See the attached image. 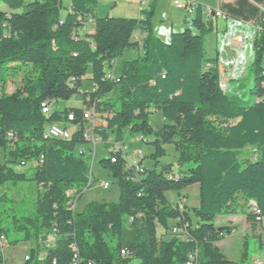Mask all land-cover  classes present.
I'll use <instances>...</instances> for the list:
<instances>
[{"label": "trees", "instance_id": "obj_1", "mask_svg": "<svg viewBox=\"0 0 264 264\" xmlns=\"http://www.w3.org/2000/svg\"><path fill=\"white\" fill-rule=\"evenodd\" d=\"M0 3V189L28 182L39 187L37 203L22 212L0 196V234L7 246L40 245L31 261L36 253L45 256L35 264H187L194 253L196 264H250L248 252L239 261L224 255L218 243L231 231L216 220L243 214L255 227L249 208L264 215V31L252 40V88L239 95L246 91L241 81L238 93L229 95L221 84L219 52L208 58L205 49L216 24L203 21L198 4L191 28L163 41L152 28L157 0L139 19L98 18V0H71L64 20L61 0ZM90 21L95 33L80 36ZM137 32L144 35L141 56L124 61L121 75L112 77L117 61L138 46ZM22 70L28 73L7 93L9 77ZM85 80L93 85L85 108L51 109L79 96ZM43 104L50 115L43 114ZM86 112L105 122L92 129L105 145L124 142L127 130L150 138L155 164L134 181L110 154L100 165L118 185V202H92L77 212L68 206V193L82 195L89 184L90 160L78 153L90 149ZM69 113L78 126L72 139L48 137L47 128ZM155 113L163 118L158 131L150 124ZM166 145L180 154L178 174L173 165L159 169ZM247 148L258 152L256 161L242 156ZM32 164L31 176L14 170ZM194 185L201 194L195 227L190 213L174 208L166 196ZM176 221L185 234L159 238L158 230L165 236ZM0 264H6L3 255Z\"/></svg>", "mask_w": 264, "mask_h": 264}, {"label": "rangeland", "instance_id": "obj_2", "mask_svg": "<svg viewBox=\"0 0 264 264\" xmlns=\"http://www.w3.org/2000/svg\"><path fill=\"white\" fill-rule=\"evenodd\" d=\"M34 0H25V6L32 3ZM109 4V2H105L104 5ZM5 7L0 3V10L4 9ZM66 5L65 1L63 3L62 11H65ZM242 25V24H241ZM182 30H178L177 32H181ZM226 33L224 37H222L223 33ZM236 35L231 29H227L224 31V29L219 30L218 36L219 41L217 43V46H222L223 41L225 44H223V65L224 68H221V84L226 92V94L233 95L238 93V84L242 81V84L246 87V91L240 92L239 95H244L246 92H248L252 86V78L250 74V58L252 57V46H251V38L248 36V38L245 36V48L241 51L238 49V43H234L232 41V38ZM216 37L213 36V39L210 40L207 44L206 52L208 55L211 54L212 50L215 52V46H216ZM250 41V42H249ZM227 45V46H226ZM213 48V49H212ZM231 52H234V54H242L244 55V61L241 62L238 67L234 68L233 63L226 64V61H228L229 57L228 54H231ZM135 51H131L130 55H128L125 58H121L118 61L115 74L117 76L121 75L122 73V65L125 60L131 61L138 59L137 56L134 55ZM232 60V58H231ZM28 73L27 70H22V72H17L12 74L9 79L8 83L17 84V82H20L22 78L26 76ZM109 75L112 77L114 76V72H109ZM90 76V73L87 74V77ZM93 91V85L91 82L85 80L83 82V86L80 91V95L77 97H74L68 102H54L51 106V109L53 111H64L65 109H72V108H85L84 102L87 101L88 96H86L87 93H91ZM0 97H1V87H0ZM150 124L153 127L155 131H158L163 126V118L161 114L155 113L150 118ZM132 134L127 130L125 132V141L128 143L130 154L135 152L138 148H142L144 151V164L148 168L154 167L155 161L151 158V155L154 153V148L149 144L146 145H138L134 143ZM165 154L159 158L160 167L161 166H169L173 165L174 169L173 172L175 174L179 173L178 168V160L180 157L179 152L177 151L176 147L174 145H166L164 146ZM248 156V159L250 161H256L259 158V154L255 149L247 148L244 154L242 156ZM107 157H110V154H108L107 150L100 145L97 149V155L94 160L93 166H92V173L94 178V183L92 186L85 190L82 194L81 200L78 202V206H72L77 212L82 211L83 208L92 202L96 203H117L119 200V188L118 185L111 175V173L105 169H103L100 165V162L103 159H106ZM90 168L92 165V161L89 163ZM35 165H29L27 167H16L14 170L18 173L27 174L31 176L33 174ZM109 183L110 189L104 190L103 184ZM89 185V184H88ZM38 193H39V187L32 182L28 183H20L17 185H5L2 189H0V196L2 194H5L8 199L14 201L13 207H16V209L20 212L31 209L34 207V205L37 203L38 200ZM200 186L194 185L189 188L180 190L179 192H168L166 194L167 198L169 199L171 205L176 208L178 207L181 211H187L190 213V216L192 218L193 227L196 226V218L193 215V210L198 208L200 206ZM216 224L218 226H222L225 229H228L231 231L230 235H225L224 238L218 243V247L222 250L224 255L231 261H239L242 256L248 252L250 255L249 263L250 264H256L255 261L261 262L264 264V227L257 225L255 227H252L251 224L248 223L246 220V217L242 214L239 216H219L216 220ZM176 225H179V222H172L171 223V229L167 232V235H163L164 232L159 229V238H163L168 240L172 235V228H174ZM50 245L53 246V240H51ZM36 248H40V245L36 243H22L18 245L17 247H11L5 245V256L7 259V264H35L36 260L33 259L31 262L25 261V257L29 256L31 257L32 251ZM45 256V255H44ZM131 264H140L139 261H132Z\"/></svg>", "mask_w": 264, "mask_h": 264}, {"label": "crops", "instance_id": "obj_3", "mask_svg": "<svg viewBox=\"0 0 264 264\" xmlns=\"http://www.w3.org/2000/svg\"><path fill=\"white\" fill-rule=\"evenodd\" d=\"M65 1V11H61L60 17L64 20L67 14L71 10V0H61L62 8L63 3ZM174 0H157L155 14L152 21V28L154 33L163 41H167L169 35L173 32H177L178 30H184L186 28H191L192 20L196 14V12L192 15L186 14L183 11H180L174 7ZM195 4H198L202 7V9H213L216 11H220L225 17L226 20L218 19V18H206L203 16L204 22L214 21L216 24L215 31L206 37L205 49L207 48V44L210 40L213 39V36L216 37V46L215 52L212 50L211 54L208 55V58H215L217 55V51L219 52V70L221 72V68H224L223 65V41L222 46H217L219 41V30L224 29L226 31L228 28L231 29L236 35L232 38L234 43H238V39L243 37L244 43L243 45L238 46V49L241 51L245 48V36L251 38V46L252 40L256 35L257 31H264V0H188ZM105 2H109V4L104 5ZM115 17V18H128V19H139L140 18V0H98L97 5V17ZM242 24V25H241ZM96 25L94 21H90L83 30H80L78 34L80 36L84 35H93L95 33ZM225 32L222 34V37L225 36ZM144 35L140 32H137L134 35V41L138 45L137 47L131 49L127 52L123 58L130 55L131 51H135L134 55L138 58L141 56V41ZM250 42V41H249ZM239 45V44H238ZM227 46V45H226ZM213 49V48H212ZM229 57L226 64L233 63V67L236 68L238 65L243 62L244 55L242 54H228ZM253 56V53H252ZM232 58V60H231ZM243 60V61H242ZM119 61V60H118ZM116 63V67L118 64ZM127 61V60H125ZM252 61V57L250 58V63ZM242 64V63H241ZM114 69V78H118L115 74ZM145 165V164H144ZM146 166V165H145ZM147 167V166H146ZM5 251V250H4ZM4 259L7 264V259L5 253L3 252ZM261 263V262H260Z\"/></svg>", "mask_w": 264, "mask_h": 264}, {"label": "built area", "instance_id": "obj_4", "mask_svg": "<svg viewBox=\"0 0 264 264\" xmlns=\"http://www.w3.org/2000/svg\"><path fill=\"white\" fill-rule=\"evenodd\" d=\"M155 0H140V12L145 10L152 2ZM174 7L180 11L185 12L186 14L192 15L196 12V4L188 1V0H174L173 1ZM202 16H205L206 18H218L226 20V17L220 12L213 9H202ZM239 48L244 43L243 37H240L238 39ZM241 44V45H240ZM14 91V87L12 84L7 85V93H12ZM42 111L45 116L50 115V108L47 104L42 105ZM84 119L89 122L91 128L87 129L84 133V136H90L91 137V144H89L90 149L88 152L85 153L83 149L79 150V155L83 156L85 155L87 158H89L90 161H92L91 165V173L89 176V185H87L88 190L92 184L94 183L93 173H92V166L94 163V160L97 155V149L100 145H102L108 152V154H113V157H115V164L118 163L119 160L124 162V168L125 170L129 171L131 174V178L134 181H139L141 176L145 172V165H144V151L142 148H138L135 152L130 154L129 146L126 141L122 143H116V142H108V144L102 143L98 138L92 135V129L96 125H102L105 124V122L97 117V115L86 112L84 114ZM75 115L73 113H69L67 115V118H64V120L58 124L51 125L47 128L46 133L47 135L55 136L56 140L61 141H70L72 139V136L74 134V131L78 129L77 125H74L75 122ZM11 138L12 135H9ZM134 143L138 145H146L151 142V139L142 135H134L133 136ZM105 146H108L106 148ZM109 183L103 184L104 190L110 189ZM68 197L70 199L69 201V208L71 209L72 206H78V202L81 200L82 195H78L75 191H70L68 193ZM249 213L256 217L257 224L264 227V215L262 213H258V210L255 209V207L249 208ZM172 234L173 235H183L185 234L184 229L181 228L179 225H176L174 228H172ZM5 245H8L7 239L4 235L0 234V256L3 255V252L5 250ZM74 252H77V248L73 247ZM128 253L123 251V257H127ZM31 257L26 256L25 261H29ZM44 259V253H36V261H41ZM78 259V255L75 256V260ZM197 260V253L191 254L189 261L187 264H196ZM256 264H262L260 262L255 261Z\"/></svg>", "mask_w": 264, "mask_h": 264}, {"label": "bare ground", "instance_id": "obj_5", "mask_svg": "<svg viewBox=\"0 0 264 264\" xmlns=\"http://www.w3.org/2000/svg\"><path fill=\"white\" fill-rule=\"evenodd\" d=\"M239 44V43H238ZM241 45V44H240ZM48 137L52 138V139H55V136H51V135H47ZM85 137V140L88 142V144H91V137L90 136H84ZM256 209V208H255ZM73 210H75L73 208ZM258 213H261L259 210H258ZM122 255H123V252H122ZM31 260V259H30ZM29 260V261H30ZM28 262V261H27Z\"/></svg>", "mask_w": 264, "mask_h": 264}]
</instances>
